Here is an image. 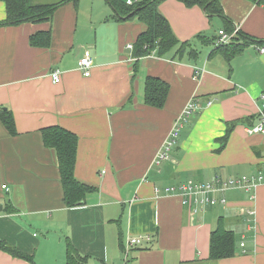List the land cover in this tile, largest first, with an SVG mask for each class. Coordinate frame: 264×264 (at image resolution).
<instances>
[{"label":"crops","instance_id":"obj_1","mask_svg":"<svg viewBox=\"0 0 264 264\" xmlns=\"http://www.w3.org/2000/svg\"><path fill=\"white\" fill-rule=\"evenodd\" d=\"M220 1L232 28L264 39V0ZM158 10L175 37L199 52L197 59L174 50L135 61L128 46L143 25L112 20L113 10L100 0L64 4L50 22L0 26V109L11 112L17 131L10 136L0 123V241L32 255L35 264H66L67 241L86 264H264V183L251 193H216L226 203L196 214L163 191L264 175V134L247 132L264 116V52L251 45L229 61L209 57L214 43L197 36L217 38L220 18L176 0ZM46 31L49 47L29 44L32 34ZM85 51L93 60L88 77L78 69ZM195 67L202 70L196 79ZM52 71L59 72L58 83ZM147 76L169 85L161 109L144 104ZM192 98L197 110L169 158L156 163ZM245 118L217 151L227 124ZM53 125L76 135L75 179L94 188L74 208L63 204L56 153L42 142L40 130ZM219 218L233 232L235 251L210 260L209 237ZM138 237L140 244L126 249L127 239ZM0 264L28 263L0 250Z\"/></svg>","mask_w":264,"mask_h":264},{"label":"trees","instance_id":"obj_2","mask_svg":"<svg viewBox=\"0 0 264 264\" xmlns=\"http://www.w3.org/2000/svg\"><path fill=\"white\" fill-rule=\"evenodd\" d=\"M166 0H138L127 5L120 0H105L107 5L113 10L112 20L118 22L137 20L143 25L142 32L136 37L132 45V56L135 61L155 53L163 57L176 50V54L181 55L188 51L191 59L195 60L199 56L189 42H180L173 34L166 18L159 12V5ZM186 8L199 7L208 16L220 18L224 23L223 30L231 33L234 27L229 24L220 0H176ZM5 6V18L0 21V26H18L24 23H46L50 22L54 12L62 5L73 3L77 5L79 0H59L55 4H38L34 0H0ZM264 5V1H261ZM200 43L213 44L214 49L209 57L215 54H222L229 61L240 54L248 46H257L264 49V39L251 37L238 31L232 40L227 44H218V36L206 37L201 34L197 36ZM216 40V41H215ZM51 42L50 31L37 32L29 37V44L32 47L46 48ZM138 62L134 64L133 73L137 71ZM198 68V67H195ZM169 93V85L157 78L147 76L144 83V104L161 109L166 102ZM250 118L230 122L227 124L226 132L216 141L220 144L221 150L226 144L229 134L235 126L249 121ZM0 123L10 136L17 135L14 118L11 112L0 109ZM43 145L52 149L56 153L60 183L63 190V204L67 208H74L83 203L87 194L94 188L81 183L75 179L74 168L77 151V137L74 133L59 126H47L40 130ZM210 183V182H209ZM198 185V184H197ZM181 201V198H180ZM216 205V204H215ZM214 206V205H210ZM183 207H186L183 205ZM7 208V212H11ZM0 250L9 254L13 258L26 261L28 264H35L33 256L16 247L0 241ZM66 264H86V258L80 257L69 241L65 244ZM235 251V239L233 232L225 227V221L219 218L216 228L210 233L209 255L210 260L226 259L233 256Z\"/></svg>","mask_w":264,"mask_h":264},{"label":"built area","instance_id":"obj_3","mask_svg":"<svg viewBox=\"0 0 264 264\" xmlns=\"http://www.w3.org/2000/svg\"><path fill=\"white\" fill-rule=\"evenodd\" d=\"M138 0H127L126 4L131 5ZM238 29L235 28L231 33H227L224 30L218 31V44H227L232 38L236 35ZM129 49H132V45L128 46ZM261 52H264V49H260ZM93 60L89 51H85L83 56L78 61V69L83 73V76L88 77L90 75V69L92 66ZM202 70L199 68H194V78H199ZM53 83H58L60 81L59 72L52 71L50 72ZM197 99L192 98L186 107L184 108L182 114L175 120L174 127L170 131L168 137L166 138L164 145L161 149V152L157 155L156 163L160 161L167 160L168 152L173 148L176 143V140L179 136L180 130L184 121L191 116L195 110H197L196 105ZM211 103L208 102L207 105ZM249 134H264V116L260 119V122L247 130ZM264 183V175H243L237 178H228L226 180L216 179L206 184H192L190 182L178 186V187H167L163 191L165 194H176L181 198L182 205L186 206L193 214H196L198 208H201L205 205H215L218 203L225 204V199L222 197H214L216 193H222L228 189H241L245 192L251 193L255 188ZM3 189L6 188L5 185L2 186ZM159 190L155 189V193H158ZM251 198H254V195H251ZM249 215H252L253 212H248ZM141 239L131 238L126 241V249L132 248L133 246L139 245Z\"/></svg>","mask_w":264,"mask_h":264},{"label":"rangeland","instance_id":"obj_4","mask_svg":"<svg viewBox=\"0 0 264 264\" xmlns=\"http://www.w3.org/2000/svg\"><path fill=\"white\" fill-rule=\"evenodd\" d=\"M59 0H34L35 3H38V4H55L57 3ZM101 1V4H102V7L105 8V6L107 8H109V6L107 5V3L104 1V0H100ZM120 1H125V0H120ZM110 14V12H108ZM38 233V237H41V233L39 231H37ZM123 262L125 263L126 260H125V255H123V258H122ZM132 261V260H130Z\"/></svg>","mask_w":264,"mask_h":264},{"label":"water","instance_id":"obj_5","mask_svg":"<svg viewBox=\"0 0 264 264\" xmlns=\"http://www.w3.org/2000/svg\"><path fill=\"white\" fill-rule=\"evenodd\" d=\"M1 207H2V206L0 205V211H1V209H2Z\"/></svg>","mask_w":264,"mask_h":264}]
</instances>
